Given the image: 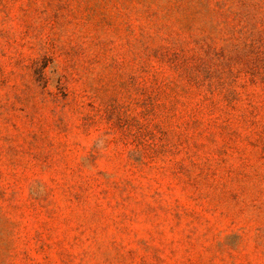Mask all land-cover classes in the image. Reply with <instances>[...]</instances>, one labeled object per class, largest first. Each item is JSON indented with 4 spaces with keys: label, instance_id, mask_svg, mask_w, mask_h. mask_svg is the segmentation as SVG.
<instances>
[{
    "label": "rangeland",
    "instance_id": "obj_1",
    "mask_svg": "<svg viewBox=\"0 0 264 264\" xmlns=\"http://www.w3.org/2000/svg\"><path fill=\"white\" fill-rule=\"evenodd\" d=\"M0 264H264V0H0Z\"/></svg>",
    "mask_w": 264,
    "mask_h": 264
}]
</instances>
